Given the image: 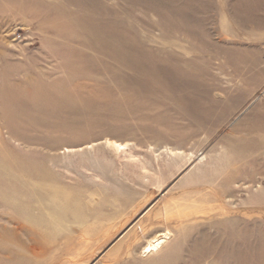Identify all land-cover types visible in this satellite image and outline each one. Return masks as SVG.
<instances>
[{
  "label": "rangeland",
  "instance_id": "374dc122",
  "mask_svg": "<svg viewBox=\"0 0 264 264\" xmlns=\"http://www.w3.org/2000/svg\"><path fill=\"white\" fill-rule=\"evenodd\" d=\"M0 264H264V0H0Z\"/></svg>",
  "mask_w": 264,
  "mask_h": 264
},
{
  "label": "bare ground",
  "instance_id": "6f19581e",
  "mask_svg": "<svg viewBox=\"0 0 264 264\" xmlns=\"http://www.w3.org/2000/svg\"><path fill=\"white\" fill-rule=\"evenodd\" d=\"M160 239H156V240H153L149 245H148V247L150 248V249H154V248H156L158 245H160Z\"/></svg>",
  "mask_w": 264,
  "mask_h": 264
}]
</instances>
